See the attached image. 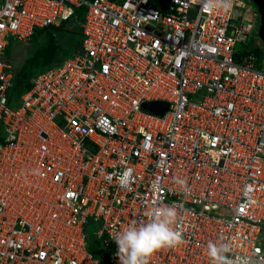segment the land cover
<instances>
[{"label": "built area", "instance_id": "1", "mask_svg": "<svg viewBox=\"0 0 264 264\" xmlns=\"http://www.w3.org/2000/svg\"><path fill=\"white\" fill-rule=\"evenodd\" d=\"M82 6L79 50L30 77L13 106L15 68L0 60V264H120L112 237L153 204L177 209L183 243L149 264H214L209 242L228 264H264L257 5L0 0V56L9 37L28 42ZM153 100L167 110L144 107Z\"/></svg>", "mask_w": 264, "mask_h": 264}, {"label": "clouds", "instance_id": "2", "mask_svg": "<svg viewBox=\"0 0 264 264\" xmlns=\"http://www.w3.org/2000/svg\"><path fill=\"white\" fill-rule=\"evenodd\" d=\"M200 3L206 13H228L237 0H200ZM178 215L172 206L153 204L146 207L141 218L112 237L118 246L120 264H149L150 257L157 251L182 244L181 234L176 230ZM228 250L213 242L208 244V254L214 264H228L225 256Z\"/></svg>", "mask_w": 264, "mask_h": 264}, {"label": "trees", "instance_id": "3", "mask_svg": "<svg viewBox=\"0 0 264 264\" xmlns=\"http://www.w3.org/2000/svg\"><path fill=\"white\" fill-rule=\"evenodd\" d=\"M84 11L85 7L82 6L76 10V15L71 20L64 21L60 25L45 26L35 31L32 39L38 43L37 47L30 56L24 59L22 66L17 67L15 65L13 86L10 89L8 105H15V98L12 96L13 89L17 90V100L20 97V94L31 86L29 81L30 77L36 75L43 68L57 63L65 36H69L70 34L78 36L74 52L75 50L78 51L82 38L80 24L83 19ZM70 22L75 26L74 29L66 27V24H69ZM252 52L260 56L264 52V49L261 47H255L252 48Z\"/></svg>", "mask_w": 264, "mask_h": 264}, {"label": "rangeland", "instance_id": "4", "mask_svg": "<svg viewBox=\"0 0 264 264\" xmlns=\"http://www.w3.org/2000/svg\"><path fill=\"white\" fill-rule=\"evenodd\" d=\"M254 2V0H251ZM255 3V2H254ZM191 15H193V10H191ZM258 29L260 25V18H258ZM66 27L74 29L75 26L70 22L69 24H66ZM77 35H72L70 34L69 36H65L63 42H62V49L59 53L58 56V61L57 63H61L63 60L67 59L68 57L72 56L77 50L74 49L76 48L75 43L77 42ZM250 43L248 50L250 48H255V47H261L264 49V41H262L259 36L258 32L254 31L252 35L250 36ZM37 42L34 39H31L28 42H23L21 40L16 39V37H9V45L7 46V49L4 51V54L0 56V60H4L6 62H9L13 65L14 68L20 67L23 65L24 59L28 56H30L34 49L37 47ZM79 50V48H78ZM16 65V66H15ZM36 71V69L34 68ZM33 70V71H34ZM17 90L13 89L12 90V96L15 98L14 102H17ZM100 225L98 222H95L92 218L88 220L87 223V240L88 243L93 251V253L104 260V257L106 256V252L108 248L104 245L103 241L99 238L97 234V230L99 229Z\"/></svg>", "mask_w": 264, "mask_h": 264}, {"label": "water", "instance_id": "5", "mask_svg": "<svg viewBox=\"0 0 264 264\" xmlns=\"http://www.w3.org/2000/svg\"><path fill=\"white\" fill-rule=\"evenodd\" d=\"M254 2L258 7L260 18L258 36L262 41H264V0H254ZM143 105L145 108L160 114L164 113L168 108V103L162 100L148 101Z\"/></svg>", "mask_w": 264, "mask_h": 264}, {"label": "crops", "instance_id": "6", "mask_svg": "<svg viewBox=\"0 0 264 264\" xmlns=\"http://www.w3.org/2000/svg\"><path fill=\"white\" fill-rule=\"evenodd\" d=\"M264 241V240H263Z\"/></svg>", "mask_w": 264, "mask_h": 264}]
</instances>
